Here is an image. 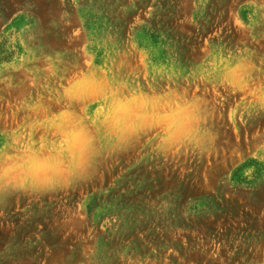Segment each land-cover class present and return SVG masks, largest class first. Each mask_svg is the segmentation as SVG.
<instances>
[{"label": "rangeland", "instance_id": "1", "mask_svg": "<svg viewBox=\"0 0 264 264\" xmlns=\"http://www.w3.org/2000/svg\"><path fill=\"white\" fill-rule=\"evenodd\" d=\"M0 264H264V0H0Z\"/></svg>", "mask_w": 264, "mask_h": 264}, {"label": "clouds", "instance_id": "2", "mask_svg": "<svg viewBox=\"0 0 264 264\" xmlns=\"http://www.w3.org/2000/svg\"><path fill=\"white\" fill-rule=\"evenodd\" d=\"M63 115V114H62ZM81 135V133H69L64 142L60 145L61 149H70L75 139ZM79 159L78 157L76 158ZM73 163H76V160L73 161ZM30 166L34 168L37 172H51L52 175L45 176L44 183L48 186L54 185L57 180L59 179V172H58V163H38V162H31Z\"/></svg>", "mask_w": 264, "mask_h": 264}]
</instances>
